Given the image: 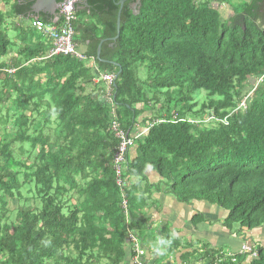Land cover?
I'll list each match as a JSON object with an SVG mask.
<instances>
[{"label": "trees", "instance_id": "obj_1", "mask_svg": "<svg viewBox=\"0 0 264 264\" xmlns=\"http://www.w3.org/2000/svg\"><path fill=\"white\" fill-rule=\"evenodd\" d=\"M137 1L78 5L80 60L49 57L51 40L32 24L18 48L9 19H53L33 14L36 0H0V264H122L130 233L151 237L142 212L152 191L217 205L227 211L223 226L238 225L240 235L264 226L259 2L140 0L136 15ZM104 74L119 76L109 85ZM114 120L125 133L147 130L132 147L136 157L132 148L126 155L124 185ZM247 264H264V248Z\"/></svg>", "mask_w": 264, "mask_h": 264}, {"label": "crops", "instance_id": "obj_2", "mask_svg": "<svg viewBox=\"0 0 264 264\" xmlns=\"http://www.w3.org/2000/svg\"><path fill=\"white\" fill-rule=\"evenodd\" d=\"M8 10V8L4 9L5 12ZM32 20L33 18L30 17L7 21L6 24H10L14 29L10 34L16 39L18 48L30 41V37L25 32L31 26ZM46 38L43 36L44 40H47ZM17 56V51H14L10 57ZM145 130L144 125L139 124L134 134ZM131 154L132 158L136 157V147L132 148ZM146 174L148 181L155 176L159 177L153 168H148ZM151 195L152 200L142 212V216L148 220L150 225L148 228L151 231V237L142 241L146 251L141 258L144 264H230L231 259L228 254H235L237 263L247 264L252 259L249 255L241 253L245 243L255 246L257 250L264 248V226L241 232L240 235L238 225L232 231L223 226L227 211L217 205L206 201L186 204L164 192L152 191ZM196 215L202 216V220L193 222L192 219ZM160 240L169 243L159 244ZM157 248L161 251L157 252ZM131 251L128 249L122 264H135L134 253ZM223 256L226 259H222Z\"/></svg>", "mask_w": 264, "mask_h": 264}, {"label": "built area", "instance_id": "obj_3", "mask_svg": "<svg viewBox=\"0 0 264 264\" xmlns=\"http://www.w3.org/2000/svg\"><path fill=\"white\" fill-rule=\"evenodd\" d=\"M59 21L57 23H48L36 18L32 21L33 28L43 36L49 38L52 42V48L50 51L49 57L62 55V56H74L80 60H86L87 57L84 55V52L79 49L78 45L74 41L75 30L74 22L76 20V10L74 9V2L71 1L68 3V10L66 7L62 6L59 11ZM109 85L114 82L115 77L112 75L102 76ZM250 96V95H249ZM249 97L245 98L244 102L241 104V109L247 108V100ZM112 130L116 133V136L121 139V144L116 153V164H117V175H119V184L124 185V182L120 179L122 174V165L126 163V155L128 151L134 146L137 139H139L147 131H143L138 134L125 133L121 129L120 123L116 120L113 121ZM130 241L132 242V252L134 253L135 264H144L141 261L142 256L145 255L146 251L143 248L142 241L139 237L130 233ZM242 254L249 255L251 259L258 258V250L255 246L245 243L242 246ZM232 261L236 262L235 254H228ZM226 259L225 256H223Z\"/></svg>", "mask_w": 264, "mask_h": 264}, {"label": "water", "instance_id": "obj_4", "mask_svg": "<svg viewBox=\"0 0 264 264\" xmlns=\"http://www.w3.org/2000/svg\"><path fill=\"white\" fill-rule=\"evenodd\" d=\"M73 1L74 2V9L78 10L80 7H78V5L81 6V8L85 9L88 8V0H63L61 2H59V0H36L35 4L32 7V11L34 15H48L50 17H52L53 19V23H57L59 21V11L61 9L62 6L66 7V10H68V3ZM141 4V1L138 0L134 5H133V9L135 11V14L138 15L140 12L138 10V6ZM118 5L120 6V10H119V14H118V20H117V36L115 38L112 39L113 42H115L119 36H120V32H121V15H122V10L124 8L125 5V1H120L118 3ZM107 41V40H103L98 48V58L101 59V49H102V45L103 43ZM119 74L117 76H115V80L118 78Z\"/></svg>", "mask_w": 264, "mask_h": 264}, {"label": "rangeland", "instance_id": "obj_5", "mask_svg": "<svg viewBox=\"0 0 264 264\" xmlns=\"http://www.w3.org/2000/svg\"><path fill=\"white\" fill-rule=\"evenodd\" d=\"M3 9H5L4 6H3ZM221 10H222V12H223L225 15H227L228 12H230V11L227 9V7H225L224 9H221ZM32 35H33V33H29L28 36H31V37H32ZM5 60H6V59H5ZM256 84H257V82L254 80V81L251 83L250 87L247 88L248 92H249L250 90H252L253 85H256ZM202 95L204 96V93H202ZM249 95H251V92L249 93ZM148 115H150V113H146L144 116H148ZM141 120H142V119H140V121H141ZM133 133H136L135 130L133 131ZM130 157L132 158V154L130 155ZM158 178H159V177L155 176L154 179H152L150 182H151V183H158V182L160 181V179H158ZM158 180H159V181H158ZM16 207H17V204H14V209H16ZM12 208H13V207H12Z\"/></svg>", "mask_w": 264, "mask_h": 264}, {"label": "flooded vegetation", "instance_id": "obj_6", "mask_svg": "<svg viewBox=\"0 0 264 264\" xmlns=\"http://www.w3.org/2000/svg\"><path fill=\"white\" fill-rule=\"evenodd\" d=\"M245 1V3H247V4H251V2L253 1V0H244ZM255 1V0H254ZM256 1H258L259 2V10L258 11H260V13H263L264 12V8H263V6H262V2H263V4H264V0H256ZM225 7H227V9L230 11V12H228V14L227 15H225L223 12H222V10L221 9H224ZM138 9H139V6L137 7ZM216 8H218L219 9V11L221 12V14L223 15V16H233L234 15V12H233V10H232V8L229 6V5H223V6H216Z\"/></svg>", "mask_w": 264, "mask_h": 264}, {"label": "clouds", "instance_id": "obj_7", "mask_svg": "<svg viewBox=\"0 0 264 264\" xmlns=\"http://www.w3.org/2000/svg\"><path fill=\"white\" fill-rule=\"evenodd\" d=\"M158 243H159V244H165V243H169V242H166V241H164V240H160ZM156 251H157V252H160L161 249H160V248H157Z\"/></svg>", "mask_w": 264, "mask_h": 264}]
</instances>
